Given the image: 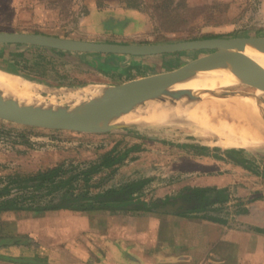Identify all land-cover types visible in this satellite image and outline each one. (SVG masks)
Returning a JSON list of instances; mask_svg holds the SVG:
<instances>
[{
    "label": "rangeland",
    "instance_id": "1",
    "mask_svg": "<svg viewBox=\"0 0 264 264\" xmlns=\"http://www.w3.org/2000/svg\"><path fill=\"white\" fill-rule=\"evenodd\" d=\"M0 31L121 44L264 36V0H0ZM58 50L27 44H0V66L22 67L33 76L46 73V77L37 81L19 75L43 90V86L66 88L69 92L63 96L53 93L45 96L67 107L79 100L78 94H84L86 86L87 94L82 97L88 102L96 96L88 92L89 87L104 85L107 89L168 73L211 53V50H186L147 56L114 54L118 55L115 58L110 56L113 53H60ZM81 87L84 89L72 91ZM227 90L246 94L259 92L257 86H240L214 90L218 92L213 96ZM165 98L167 100L161 102L167 105L180 102ZM259 100L264 104V95ZM154 108L141 116L151 118L153 115L155 120L140 123L127 120L125 127L106 133L48 129L0 118V188L9 185L15 177L55 166L78 173L101 162L105 154L129 150L124 161L93 175L86 187L90 193L139 179L149 180L140 193L141 199L147 202L178 196L188 186L229 187L232 200L215 206L210 212L228 219L227 224L219 223L223 227L258 234L253 230L264 227V177L229 159L219 158L230 148L220 147L215 138L196 134L192 122L164 118L155 112L161 107ZM206 146L210 147L209 154H203L201 149ZM240 156L253 159L262 167L264 146L256 151L243 149ZM75 187L84 191V181L75 182ZM48 199L44 198L42 204ZM197 215L200 214L181 216L123 210L5 211L0 213V264H17L13 259L24 258L35 262L33 264L47 261L104 264L102 257L135 264L136 256L138 259L143 256L146 261L154 258L175 264L184 255L185 247L189 249V238L201 235L195 223L209 221ZM12 236L22 241H10L8 238ZM114 239L128 243L127 251L116 248ZM261 239L259 246L264 248V235ZM169 241L179 246H169ZM136 242L143 253L136 251ZM158 245L160 251L155 252L152 248Z\"/></svg>",
    "mask_w": 264,
    "mask_h": 264
},
{
    "label": "water",
    "instance_id": "2",
    "mask_svg": "<svg viewBox=\"0 0 264 264\" xmlns=\"http://www.w3.org/2000/svg\"><path fill=\"white\" fill-rule=\"evenodd\" d=\"M0 44H27L72 52L134 56L186 50H214L168 73L154 74L111 86L105 98L84 102L78 106L68 105L63 108L30 106L14 98L4 99V94L0 91V118L27 126L88 133H106L120 129L125 127L124 123H120V119L126 109L139 108L143 103L147 104L166 96L173 85L213 67H227L235 74L248 78L257 86L264 87V68L236 51L251 46L264 52V36L214 37L156 44H121L32 32L0 31ZM229 92L220 91L218 94L225 96L231 94ZM203 94L207 95L206 92L182 93L175 98L197 101ZM177 206L169 204L158 208L157 212L173 213L177 210ZM190 207L183 206L182 210Z\"/></svg>",
    "mask_w": 264,
    "mask_h": 264
},
{
    "label": "bare ground",
    "instance_id": "3",
    "mask_svg": "<svg viewBox=\"0 0 264 264\" xmlns=\"http://www.w3.org/2000/svg\"><path fill=\"white\" fill-rule=\"evenodd\" d=\"M236 51L256 61L264 68V52L251 46H246ZM103 86L89 87L88 92H94L96 96L91 97L88 101H99L105 98L109 94L110 88L106 89ZM240 86L257 85L248 78L235 74L234 71H231L227 67H213L173 85L168 94L163 96L164 98H157V102L154 99L147 104L143 103L139 108L126 109L120 119V123H127V120L136 123L151 121V119L155 120L156 118L153 115L152 117L154 118L151 116V118H145V115L143 114L142 117L141 114L147 113L146 111L150 108L155 109L154 107L160 106L161 108L155 110V112L158 111L160 116L164 118L172 117L175 121L188 120L192 122L195 127L193 131L196 134L210 139L215 138V142L220 147L243 148L249 151H256L258 148L264 146V104L259 100V97L264 95V87L257 86L259 88L258 94L229 92L231 94L225 96H213L217 92L214 90ZM43 88L44 90L40 85L19 74L0 70V91L3 92L4 99L14 98L30 106L64 107V104H57L54 98H49L45 95L53 93L52 95L58 96L60 94L63 96L69 90L66 88L51 89L44 86ZM85 88L87 89V86ZM81 89L84 88L72 89V91L77 92ZM86 89L83 91L84 94H78V101L76 100L74 104L69 105L78 106L86 102L84 101L85 97H82L87 94ZM199 92H207L208 94H203L202 98L198 101L191 99H186L189 100L186 101L184 98H181L178 99L180 102H174L175 104H171V102L167 105L161 102L166 99L165 97L175 98L182 93ZM162 104L164 106H161ZM158 114L156 113V116Z\"/></svg>",
    "mask_w": 264,
    "mask_h": 264
},
{
    "label": "trees",
    "instance_id": "4",
    "mask_svg": "<svg viewBox=\"0 0 264 264\" xmlns=\"http://www.w3.org/2000/svg\"><path fill=\"white\" fill-rule=\"evenodd\" d=\"M47 48V47H45ZM60 53L65 51L58 50ZM116 58L118 55L110 54ZM11 73L21 74L32 80H42L46 73L33 76L26 72L22 67H1ZM203 154H209L210 147H201ZM219 150H222L218 148ZM243 149L230 148L223 151L221 159H229L232 162L249 169L264 177V164L262 167L250 158L241 157ZM129 150L112 155L105 154L99 163H93L78 173L69 172L63 166H55L35 174L14 178L10 183L13 186L5 185L0 188V213L5 211L28 210L46 211L54 209H69L75 211H94V210H123L130 212H151L169 204L178 205L173 214L189 216L197 215L199 218L227 224L228 219L219 215L212 214L210 211L217 205H225L232 200L229 187L218 186H188L185 187L178 196L166 197L153 202H147L140 197V193L148 183V179L132 180L121 184L118 187H111L105 191L90 193L89 184L94 174L102 168H109L124 161ZM82 179L85 183V190L79 191L75 187V182ZM49 197L47 203L42 204V200ZM183 206L185 208L182 210ZM218 209V208H216ZM256 232L264 234V228L256 227ZM10 241L21 242L16 236L8 238ZM4 239V240H8ZM4 241L3 243H6ZM8 242V241H7ZM13 261H15L13 259Z\"/></svg>",
    "mask_w": 264,
    "mask_h": 264
},
{
    "label": "crops",
    "instance_id": "5",
    "mask_svg": "<svg viewBox=\"0 0 264 264\" xmlns=\"http://www.w3.org/2000/svg\"><path fill=\"white\" fill-rule=\"evenodd\" d=\"M200 229L201 235L192 239L189 238V249L185 247L184 255L181 259L175 261V264H262L264 263V248L259 246V243L263 241L261 239L262 233L255 234L253 232L239 230L235 228H229L227 225L201 221L195 223ZM261 227V226H260ZM264 228V227H261ZM153 240V239H152ZM155 241V240H153ZM114 246L121 250H126L128 243H120L119 240L114 239ZM239 243L241 245H239ZM169 246L176 248L179 245H174L170 241ZM141 246L136 242L135 247L138 253H143L138 249ZM195 246V247H193ZM153 247V246H152ZM235 247V248H234ZM155 252L160 251V246L152 248ZM131 252V250H128ZM140 256V255H139ZM76 260V258H73ZM133 258H130L132 260ZM148 259V258H147ZM12 261V260H9ZM17 264H33L35 262L30 259H22ZM101 262L104 264H132V261H123L122 259L114 258H101ZM135 264H166L164 261L155 260L154 258L146 261L143 256L138 259V256L134 259ZM40 264H55L52 262H40ZM98 264V263H97ZM167 264H171L168 262Z\"/></svg>",
    "mask_w": 264,
    "mask_h": 264
},
{
    "label": "flooded vegetation",
    "instance_id": "6",
    "mask_svg": "<svg viewBox=\"0 0 264 264\" xmlns=\"http://www.w3.org/2000/svg\"><path fill=\"white\" fill-rule=\"evenodd\" d=\"M214 50H212L211 52H213Z\"/></svg>",
    "mask_w": 264,
    "mask_h": 264
}]
</instances>
